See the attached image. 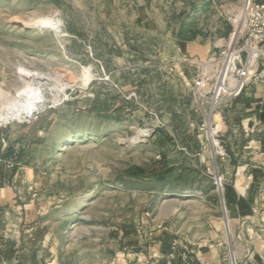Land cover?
Masks as SVG:
<instances>
[{"label":"rangeland","instance_id":"374dc122","mask_svg":"<svg viewBox=\"0 0 264 264\" xmlns=\"http://www.w3.org/2000/svg\"><path fill=\"white\" fill-rule=\"evenodd\" d=\"M244 1L0 0V88L28 109L0 129L31 182L0 208V264H103L110 232L163 204L207 214L199 197H218L212 148L226 123L192 79L196 61L242 34ZM46 18L58 32L30 25Z\"/></svg>","mask_w":264,"mask_h":264},{"label":"crops","instance_id":"0c3cea01","mask_svg":"<svg viewBox=\"0 0 264 264\" xmlns=\"http://www.w3.org/2000/svg\"><path fill=\"white\" fill-rule=\"evenodd\" d=\"M222 109L229 155L218 157L219 164L214 161V173L226 181V211L218 190V197L207 192L199 197L208 206L207 214L202 210L199 218L179 214L180 209L172 212L163 204L142 226L114 228L106 246L112 255L103 264H264V83L248 85ZM18 151L12 134L0 129V208H10L31 183L26 167H8ZM175 215L180 222L174 223Z\"/></svg>","mask_w":264,"mask_h":264},{"label":"built area","instance_id":"2783aa9c","mask_svg":"<svg viewBox=\"0 0 264 264\" xmlns=\"http://www.w3.org/2000/svg\"><path fill=\"white\" fill-rule=\"evenodd\" d=\"M243 10L246 25L235 44L231 42L196 61L198 69L192 79L195 96L198 102L211 103L212 114L240 97L248 85L264 83V0H245ZM217 141L215 153L212 148L215 162L217 157L225 159L229 155L222 140ZM17 165L13 160L8 161L9 168ZM224 182L220 173H214V184L219 192L224 190ZM187 258L184 254V260Z\"/></svg>","mask_w":264,"mask_h":264},{"label":"bare ground","instance_id":"6f19581e","mask_svg":"<svg viewBox=\"0 0 264 264\" xmlns=\"http://www.w3.org/2000/svg\"><path fill=\"white\" fill-rule=\"evenodd\" d=\"M26 25H29V23ZM30 25H36L38 27L49 28V29L56 30L58 32L57 20H54L52 18H46V19H43L37 22L33 21V23H31ZM90 77L91 76L89 74V70H87L86 76L83 81L84 82L88 81ZM66 86H67V83L62 84V87L57 90L58 95L56 94L57 96L54 98L56 101L60 99V94L61 93L63 94ZM27 116H28V109L26 105L24 103H21L18 100H16V102L9 101L8 95L0 88V125H3L10 120L23 121L24 119L27 118ZM149 132H150L149 128L139 129L138 139H141L142 137L149 135ZM230 232H232L231 227H230Z\"/></svg>","mask_w":264,"mask_h":264},{"label":"trees","instance_id":"16d2710c","mask_svg":"<svg viewBox=\"0 0 264 264\" xmlns=\"http://www.w3.org/2000/svg\"><path fill=\"white\" fill-rule=\"evenodd\" d=\"M165 170V169H164ZM134 172L131 173V175H137V174H141V175H149L152 173V171L149 172V170L147 168H138L133 170ZM163 169H159L157 172H155L156 174L160 175L162 174Z\"/></svg>","mask_w":264,"mask_h":264},{"label":"water","instance_id":"95a60500","mask_svg":"<svg viewBox=\"0 0 264 264\" xmlns=\"http://www.w3.org/2000/svg\"><path fill=\"white\" fill-rule=\"evenodd\" d=\"M220 193H221V196H222V201H223V205H224V211H226V207H225V203H224V193H223V191H220Z\"/></svg>","mask_w":264,"mask_h":264}]
</instances>
